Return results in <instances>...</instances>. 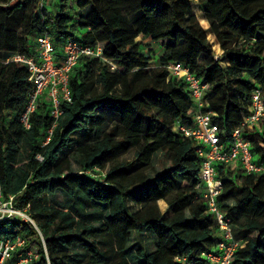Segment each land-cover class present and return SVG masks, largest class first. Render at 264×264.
<instances>
[{
	"label": "trees",
	"instance_id": "16d2710c",
	"mask_svg": "<svg viewBox=\"0 0 264 264\" xmlns=\"http://www.w3.org/2000/svg\"><path fill=\"white\" fill-rule=\"evenodd\" d=\"M197 2L207 29L191 0H55L53 9L25 0L0 7V184L39 222L48 260L40 247L32 264H180L177 257L200 261L213 247L217 227L195 188L197 143L174 130L176 122H192L194 109L185 83L166 66L182 63L207 85L205 110L229 140L252 91L264 88V0ZM39 35H48L56 49L69 37L100 45L114 64L79 60L69 78L71 102L62 103L48 140L49 105L43 101L25 129L20 115L33 84L24 66L4 63L14 53H29ZM147 39L164 47L154 69L151 51L142 48ZM261 126L247 139L264 162V120ZM130 152L132 158H124ZM157 152L168 159L165 171L153 168ZM70 155L79 158V170ZM85 171L104 174L98 179ZM218 176L217 200L241 241L234 264H264V176L222 165ZM57 191L72 200L64 213L48 205ZM0 233L37 237L15 220L0 223ZM133 233H150L154 250L129 257ZM77 246L82 254L72 252Z\"/></svg>",
	"mask_w": 264,
	"mask_h": 264
},
{
	"label": "built area",
	"instance_id": "2783aa9c",
	"mask_svg": "<svg viewBox=\"0 0 264 264\" xmlns=\"http://www.w3.org/2000/svg\"><path fill=\"white\" fill-rule=\"evenodd\" d=\"M24 1L7 0L6 3L0 4V7L14 6ZM33 1L37 2L39 9L45 3V0ZM32 43L33 47L29 53H14L4 63L13 62L24 66L28 72V81L33 84L20 115V123L25 129H30V119L37 112L39 105L43 101L49 105V115L53 119V124L46 130L48 140L57 119L63 113L62 103L71 102L69 78L79 60L83 57L99 58L112 68L114 64L102 57L100 45L86 46L75 37L64 40L59 51L48 35H39ZM166 68L170 76L183 80L194 109L192 122L190 124L176 122L174 130L197 143L195 153L200 159V167L197 174L199 182L195 188L206 204L207 214L212 216L217 227L214 245L210 250L201 252L200 261L185 257H177L176 260L180 264H234L235 253L241 247V241L235 237L231 219L221 209L217 200L222 192L218 166L222 165L225 170L232 166L244 174L264 176V162H260L258 158L254 159L251 142L247 139L248 134L262 131L264 88L256 87L252 91L247 107L241 113L239 127L232 131L229 140L223 141L222 132L214 120L216 115L205 110L207 85L182 63H170ZM84 174L96 176L92 171H85ZM9 220L33 227L37 237L0 233V264H32L40 258V247L43 248L48 260L43 236L29 207H17L15 196L5 195L0 184V223Z\"/></svg>",
	"mask_w": 264,
	"mask_h": 264
},
{
	"label": "rangeland",
	"instance_id": "374dc122",
	"mask_svg": "<svg viewBox=\"0 0 264 264\" xmlns=\"http://www.w3.org/2000/svg\"><path fill=\"white\" fill-rule=\"evenodd\" d=\"M195 2H197V0H191V8H192L193 13L196 15V17L198 18V20L200 22V18L204 17V14L200 11V9L198 7V2H197L198 12L194 11L193 3H195ZM45 6L47 8L53 9L55 6V0H45ZM200 24L202 25V27L204 29H207V27H208L207 21H206V23L200 22ZM207 37H208L209 41L211 42L215 53L217 55H220L221 51L218 47V44L216 43L213 35L209 31H207ZM142 48H143L144 52H147V51L150 52L151 51L150 55H151L152 59L150 61L149 69L156 68L158 66V58L164 53L163 45L160 43L151 42L150 40L147 39V40H143V47ZM104 127H106V126H104ZM132 155H133V153L130 152L124 158L131 159ZM71 156L72 155H70L72 168H73V170L77 171V170H79V165H78L79 164L78 163L79 158L74 157V156L71 157ZM254 159L256 160L257 157L255 156ZM152 165L156 171H165L168 168V159L164 155V153L157 152L152 158ZM233 168L234 167H232V166L230 167V169H233ZM103 174H104V172L100 174L101 177L103 176ZM100 175L99 176L96 175V177H98V179H101V178H99ZM127 202H128V206H129L130 210H134L136 208L134 202L131 199H128ZM71 203H72V200L69 199L61 191H57L55 194L50 195L48 197V205L51 208L59 210L62 213L67 211V209H68L69 205H71ZM159 206H160V209L162 211H165V209L167 207L165 202L162 200H159ZM95 207H97V206H95ZM102 209L105 210V208H102ZM89 210H90V208H87L86 211H89ZM34 220H35L36 224L38 225V223H39L38 220L35 218H34ZM76 220L80 221V218H76ZM98 224L99 223H97V222L93 223V225H95V226ZM154 245H155V240L150 233H143V234L133 233L130 244H129L128 255H129V257H133L134 255L136 256L138 251H143V253H149V252L154 250V247H155ZM72 252L82 254L83 249L81 246H77L73 249ZM131 263H134V261H131Z\"/></svg>",
	"mask_w": 264,
	"mask_h": 264
},
{
	"label": "crops",
	"instance_id": "0c3cea01",
	"mask_svg": "<svg viewBox=\"0 0 264 264\" xmlns=\"http://www.w3.org/2000/svg\"><path fill=\"white\" fill-rule=\"evenodd\" d=\"M218 47H219V45H218ZM57 50H58V51L61 50L59 46H58ZM158 204H159V202H158ZM161 211H162V210H161ZM162 212H163L166 216H168V215L170 214V212H169V210L167 209V207H166L165 211H162Z\"/></svg>",
	"mask_w": 264,
	"mask_h": 264
}]
</instances>
